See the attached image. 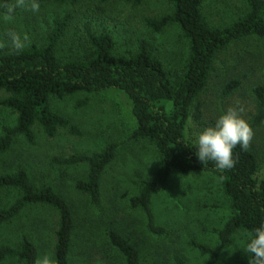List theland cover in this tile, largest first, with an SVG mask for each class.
<instances>
[{
	"label": "rangeland",
	"instance_id": "rangeland-1",
	"mask_svg": "<svg viewBox=\"0 0 264 264\" xmlns=\"http://www.w3.org/2000/svg\"><path fill=\"white\" fill-rule=\"evenodd\" d=\"M14 5L15 0L11 7ZM245 10L243 0H205L203 5L207 21L217 27L233 22ZM170 11L171 4L166 0H143L136 7L124 0L104 3L78 0L75 5L68 1L62 5L46 2L36 13L28 8H16L10 16L0 12V51L13 48L9 35L12 32L27 35V46L42 45L52 19L71 12L68 33L58 46L60 58L73 57L80 51L84 40L82 25L87 22L95 31L110 32L115 52L119 54L133 52L140 38H148L168 75L174 79L186 62L187 40L175 24L152 33L142 21L143 17H158ZM231 80H238L239 86L223 96L222 88ZM256 86H264V38L248 36L232 42L215 56L208 80L191 106L185 127L187 139L195 142L193 134L212 125L229 107L242 109L240 115L249 123L257 112L253 94ZM80 100H86V104L76 108ZM51 106L76 124L82 136L73 137L61 130L56 136L46 138L36 130L34 145L16 137L10 151L0 154V173L24 169L36 187L49 185L69 203L75 225L70 263L123 264L122 257L106 242V232L115 229L139 248L142 264H177L176 258L182 264H206V257L188 241L194 239L209 246L218 244L216 231L231 214L220 180L208 173L171 174L166 186L152 197L156 223L165 232L152 233L146 227L143 213L129 206L128 198L137 193L138 181L154 172L157 150L147 140H128L135 122L127 95L117 89L79 92L51 100ZM13 121L14 114L0 106V128ZM251 129L253 135L247 149L257 159V177L261 179L264 177V120ZM112 141L120 142V146L103 173L101 205L95 209L87 196L75 188L76 181L86 176V165L58 167L50 159L91 154ZM15 195V190L0 189V203L9 204ZM55 212L48 206L26 207L0 227V244H14L21 235H27L37 246V264L45 255L52 259L53 233L58 219ZM247 236L244 231L232 235L221 249L218 264H245L246 252L242 248Z\"/></svg>",
	"mask_w": 264,
	"mask_h": 264
},
{
	"label": "trees",
	"instance_id": "trees-1",
	"mask_svg": "<svg viewBox=\"0 0 264 264\" xmlns=\"http://www.w3.org/2000/svg\"><path fill=\"white\" fill-rule=\"evenodd\" d=\"M75 5L78 0H38ZM104 3L106 0H91ZM136 7L143 0H124ZM171 11L158 17H143L152 33L161 32L168 25H177L187 40L188 55L174 79L168 75L163 61L156 55L152 41L142 37L135 50L127 55L115 52L110 32L95 31L84 22L83 43L73 57L60 58L58 46L69 30L73 15L64 12L52 19L44 43H31L23 50L0 51V106L14 114L11 125L0 128V154L10 151L16 137L29 145L36 143V130L47 138L65 130L73 137H81V129L66 116L54 110L51 100L62 99L79 92H100L117 89L124 92L131 106L135 127L129 141L147 140L156 147L158 163L149 178L138 181V191L129 196L128 204L140 209L147 229L162 234L165 228L156 223L152 197L162 190L171 174L208 173L221 183L228 199L231 214L217 230L218 244L205 245L194 239L188 244L206 257V264H218L221 249L238 231L248 235L264 222V177H257V159L247 148L239 145L233 150L235 166L218 169L214 162L202 163L195 151L196 144L186 137L185 127L193 101L205 86L217 53L234 41L248 36L264 38V0H243L246 10L228 25L217 27L207 21L203 13L205 0H166ZM13 0H0V12L8 16ZM12 13L11 15H13ZM239 86L238 80L227 82L222 88L225 96ZM253 94L257 112L248 123L255 127L264 120V86H256ZM86 104L76 102L75 107ZM120 142H108L91 154L54 156L50 163L58 167L86 165V176L76 181L75 188L84 193L95 209L101 205V179L106 167L115 159ZM0 189L15 190L9 204L0 203V227L11 222L26 207L48 206L57 213L53 233V264H71L70 253L74 233V217L69 203L49 185L36 187L24 169L0 173ZM106 242L118 253L123 264H142L139 248L115 229L106 232ZM38 249L27 236L21 235L14 244H0V264H37ZM177 264L182 261L176 258ZM245 264H254L246 253Z\"/></svg>",
	"mask_w": 264,
	"mask_h": 264
},
{
	"label": "clouds",
	"instance_id": "clouds-1",
	"mask_svg": "<svg viewBox=\"0 0 264 264\" xmlns=\"http://www.w3.org/2000/svg\"><path fill=\"white\" fill-rule=\"evenodd\" d=\"M16 8H28L33 13L40 9L38 0H15V5L8 9L9 15ZM12 47L23 50L28 42L27 35L21 36L16 32L9 34ZM242 109L229 107L223 111L215 122L193 134L196 144V156L202 163L214 162L220 170H230L235 166L233 150L239 145L246 149L252 138V129L248 122L240 115ZM252 257L254 264H264V222L249 234L242 248ZM39 264H53L52 259L45 255Z\"/></svg>",
	"mask_w": 264,
	"mask_h": 264
}]
</instances>
